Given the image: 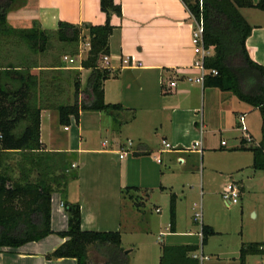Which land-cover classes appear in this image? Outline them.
Returning a JSON list of instances; mask_svg holds the SVG:
<instances>
[{
    "label": "crops",
    "instance_id": "crops-1",
    "mask_svg": "<svg viewBox=\"0 0 264 264\" xmlns=\"http://www.w3.org/2000/svg\"><path fill=\"white\" fill-rule=\"evenodd\" d=\"M115 1L121 4L123 13L122 16L114 14L111 17L115 29L110 38V60L105 65L110 68L111 75L104 82V91L107 102L121 103L126 110L116 116L117 120L105 112L84 110L79 123L72 119L69 126H62L57 109L44 108L41 112L42 150L32 152L28 158L21 152H9L6 162L14 168L15 178L19 174L18 163L25 167L33 166L31 177L35 179L42 169L47 167L50 171L51 165L56 173L57 157H51L49 153H66L72 159L70 170L77 172V177L69 181L66 200L80 205L82 228L120 231L121 246L130 254L139 246L135 240L125 245V231H129L131 236L141 233L147 236L153 231L152 228L143 230L135 225L140 209L130 196L142 197L145 194V199L149 200L174 187L177 163L182 166L180 170L190 173L199 168V159L205 163L199 170L203 194L207 191L206 186L210 187L208 178L213 174L224 176L225 180L219 190L209 188L210 193H221L224 197L226 185L235 182L240 189V200L245 189L254 187V181H258L264 170L254 167V153L247 149L252 144L243 138L240 118L244 116L248 132L255 139V123L258 120L262 130V117L258 108L240 100L233 92L206 87L197 81L202 69L197 65L201 57L196 53L193 42L195 23L182 0ZM240 10L254 27L247 39L250 55L264 65V10L253 7ZM106 19L100 0H15L7 14V22L12 28L31 29L37 22L41 28L52 32L62 21L81 26L104 24ZM25 45L29 46L24 41L19 43L17 37L3 40L1 48L5 51L2 61L29 66L31 72L38 76L33 95L35 92L39 95L40 85L48 81L49 103L51 95L55 101V87L50 84L55 75L54 61L43 65L33 51L31 54H14L13 49L22 50ZM89 49L90 32L84 28L78 55L80 63L88 57ZM210 52L213 54L212 50ZM61 69H70V73L73 70L64 65ZM76 69L80 70L82 78L84 72H91L81 65ZM172 82L175 85H171ZM124 114V125L133 126L131 134L138 145L135 148H131L132 139L121 141L123 125L120 130L115 127L123 123L121 117ZM226 133H233L237 143L228 146L223 137ZM163 139L171 147H165ZM223 140L227 142L225 145ZM196 141L200 144L194 146ZM121 153L125 156L121 157ZM247 153L251 156L245 155ZM143 200L140 201L144 203ZM62 201V193L55 191L52 198V228L55 232L68 229V212L65 206H61ZM127 206L129 217L126 216ZM156 212L160 213L161 208L157 207ZM203 224L210 225L219 233L213 221L202 222L198 229L194 226L179 228L176 221L174 229L169 226L165 231L159 230L154 242L160 245L159 264L163 245L194 246L197 248L192 253L194 257L207 258L206 247L217 233L203 243ZM255 239L245 238L238 248L232 250L211 252L212 263L241 264L243 244L264 242V238ZM66 240V237L52 233L19 247H4L0 251V264H78L76 258L46 257ZM146 241L144 238L143 243ZM263 253H248L245 264H251L253 256ZM92 257L99 258L97 264L108 261L102 247L95 244L88 250V258L94 263Z\"/></svg>",
    "mask_w": 264,
    "mask_h": 264
},
{
    "label": "trees",
    "instance_id": "trees-1",
    "mask_svg": "<svg viewBox=\"0 0 264 264\" xmlns=\"http://www.w3.org/2000/svg\"><path fill=\"white\" fill-rule=\"evenodd\" d=\"M14 1L0 0V49L3 40L17 37L19 43L24 41L32 51L40 52L49 45L51 36H56L69 54L78 56L83 29L87 28L90 32V49L81 66L91 70V93L90 100L80 101V77L73 78L70 69H61L63 65L60 60L53 59L52 66L56 69L50 84L55 87L56 100L53 101L51 95L49 103L48 81L40 85L39 95L36 92L33 95L38 76L31 72L30 67L0 61V251L4 247H19L57 233L67 240L46 255L49 259L76 258L78 264H93L88 259V249L95 244L102 247L107 256L105 264H129L128 256L121 246V232L84 230L80 205L66 200L68 182L77 177V172L70 170L72 163L66 153H49L51 157H59L56 162L62 163V175L54 174L51 165L50 171L46 167L33 179V166L25 167L18 163L19 174L15 178L14 168L6 162L9 152H21L28 158L32 152L42 150L41 112L44 108L57 109L62 126H69L72 119L79 123L81 111L84 110L105 112L113 115L115 120L116 116L126 110L121 103L105 100L104 82L110 77L111 70L101 65L103 57L110 55V38L115 29L111 17L114 14L122 16V6L115 0H100V8L107 16L104 24L79 26L62 21L59 28L52 32L41 28L37 22L31 29L10 27L7 14ZM182 1L194 23L203 21L204 46L214 50L213 54L204 58V67L208 71L204 77V86L231 91L240 100L260 111L261 141L247 149L254 153V167L264 170V65L250 55L247 39L254 27L240 10L243 7L264 10V0L257 3L253 0ZM72 78L76 99L73 103L65 104L60 101V96L66 91L65 84H69ZM55 191L62 193L68 212V229L57 232L52 228V198ZM130 198L137 208L141 207L139 197L131 195ZM176 200V194L172 193L171 229L175 228L176 223ZM216 233L213 227L203 224V243ZM262 244L264 242L243 244L241 264H245L248 253H262L259 249ZM196 250V247L189 245H163L160 264H201L200 259L192 255Z\"/></svg>",
    "mask_w": 264,
    "mask_h": 264
},
{
    "label": "rangeland",
    "instance_id": "rangeland-1",
    "mask_svg": "<svg viewBox=\"0 0 264 264\" xmlns=\"http://www.w3.org/2000/svg\"><path fill=\"white\" fill-rule=\"evenodd\" d=\"M25 46L21 48L22 50H20V48L13 49L14 54L18 55L19 53L22 54L27 52L31 54L32 50L30 47L27 45ZM4 51L3 48L0 49L2 58L4 56ZM212 53H214L213 49ZM35 54H37L43 65L50 63L53 59H59L65 68L73 69L71 73L73 78L80 75V70L76 69L81 65L78 56H72L69 54V52L66 51L65 46H63L56 36H51L50 43L44 51H36ZM64 54H68L70 57H76L77 61L74 63H70V61L65 62L63 60ZM2 58H0V61ZM101 65L106 64L101 62ZM90 74L91 72L86 71L83 74V78L79 76L81 79V93L79 95V100L81 101L90 100ZM73 78L69 84L68 82L65 84L66 91L60 96V101L65 104L72 103L76 99L74 92L75 87L72 82ZM124 116L126 115L124 114L121 117L123 123H118L115 127L120 130L123 125V132L120 133L121 141H128L130 138L133 140L131 148H135L138 145L137 139L131 134L133 126L124 125ZM253 120L256 121V118L253 117ZM256 122L255 125H257L255 126V132H253L255 139L252 145L258 143L262 134L261 127L259 129V121L257 120ZM223 137L228 142V146L237 143V139L233 133H226ZM245 155L248 157L251 156L250 153ZM58 158L59 157L56 159L58 160ZM70 160L72 161V159ZM204 164L203 161L199 159V168L195 172L190 173L188 171L180 170L182 169V166H180L181 164L179 162L175 165L177 166L176 169H178V172H176L177 174L173 177L174 187L158 193L155 195V198L152 197L149 200L145 199V194H143L142 197L139 196V201L143 199L145 200H143L144 203H142L141 207L138 208L140 210L137 212L135 225L143 230L152 228L153 231L147 236H143L142 233L131 236L132 234L129 231H125V245L128 244L130 240H135L139 246L130 254H127L126 250H124L128 256L129 264H159V256L161 253L160 245H157L154 242L158 236L159 230L165 231L166 228H169L170 226V206L173 192L177 195L176 221L179 228L185 229L189 226H194L197 229L200 228L201 218L196 217V215L199 214L202 215V222L208 223L209 221H213L216 224V228L219 230V233H217L215 237H211L210 244L206 247L205 251L207 258H200L201 264H213L212 261L214 258H212L213 255L211 252L238 248L239 243L245 241V238H264V171H262L263 174L258 181H254V187L247 188L243 191L238 203L228 204L221 193H210L208 191L209 188H216L214 190H219L218 188L225 180L224 176L216 174L210 175L208 178L211 183L210 187L206 186L207 191L203 194V189H201L199 185L201 182V172L199 170H201ZM61 167L62 163L56 162L55 169L57 175H62L63 170ZM166 168L170 169L168 166ZM66 172L70 173L71 171ZM167 173H169L168 175H172L170 174L171 172ZM157 207L161 208L160 213L156 212ZM254 212L256 214H254ZM129 215L130 211L128 207L126 210V216L129 217ZM144 238L148 240L145 243H143ZM262 256V254L253 256L251 264H256L258 260L262 259ZM92 261L94 262L93 264H97L99 258L92 257Z\"/></svg>",
    "mask_w": 264,
    "mask_h": 264
},
{
    "label": "built area",
    "instance_id": "built-area-1",
    "mask_svg": "<svg viewBox=\"0 0 264 264\" xmlns=\"http://www.w3.org/2000/svg\"><path fill=\"white\" fill-rule=\"evenodd\" d=\"M203 34H204V23H203V21H200V22L196 21L194 34H193V42L195 45L196 53L201 55V59L197 62V65L202 69V75L199 78H197V81H201V82L204 81L205 74L208 72L204 67V58L206 56L210 55V53H211L210 51L213 49V48L208 49L204 46ZM64 60L66 62L70 61V63H74L77 61V58L76 57H70L69 55H65ZM109 60H110V55H105L103 57V62L105 64H107L109 62ZM212 72L216 73V70H213ZM171 85H175V82H172ZM240 123H241L240 128L243 131V138L246 140L247 143L252 144L254 142V139H253L252 135L248 132V128L244 122V116H241ZM162 143L167 148L171 147V144L167 140L163 139ZM226 143L227 142L225 140L222 141L223 145H225ZM199 144H200V142L196 141L194 146H197ZM120 156L124 157L125 154L121 153ZM239 197H240V189H239L238 184L235 182H229L225 188L224 198L230 204H234V203L239 202ZM61 206H65L63 201L61 202ZM196 217L201 218V224H202V215L197 214ZM259 249L264 252V244L260 245ZM195 257H197V255H195ZM256 264H264V253H263L262 259L259 260Z\"/></svg>",
    "mask_w": 264,
    "mask_h": 264
}]
</instances>
